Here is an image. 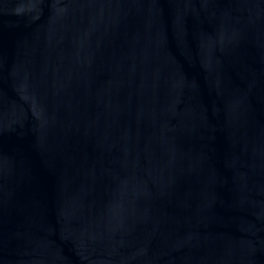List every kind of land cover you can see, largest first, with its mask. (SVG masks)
I'll list each match as a JSON object with an SVG mask.
<instances>
[{"label":"water","instance_id":"95a60500","mask_svg":"<svg viewBox=\"0 0 264 264\" xmlns=\"http://www.w3.org/2000/svg\"><path fill=\"white\" fill-rule=\"evenodd\" d=\"M0 264H264V0H0Z\"/></svg>","mask_w":264,"mask_h":264}]
</instances>
